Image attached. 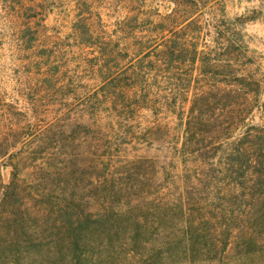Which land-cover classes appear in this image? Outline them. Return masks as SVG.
<instances>
[{
    "label": "rangeland",
    "instance_id": "obj_1",
    "mask_svg": "<svg viewBox=\"0 0 264 264\" xmlns=\"http://www.w3.org/2000/svg\"><path fill=\"white\" fill-rule=\"evenodd\" d=\"M1 2L0 264H264L258 239H216L224 189L213 176L195 175L198 163L174 160L168 176L155 177L136 161L114 178L104 176V141L87 116L89 92L100 79L88 49L70 45L77 0H39L41 34L33 50L18 41ZM88 4L86 16L104 29L129 16H142L140 27L149 29L169 1ZM242 16L256 20L242 23ZM205 17L246 47L264 81V0H218ZM54 42L61 44L57 55L41 65L42 50ZM250 127L252 134L264 129V91ZM149 135L159 142L135 145L170 162L178 137L172 142L164 130ZM145 199L161 206L150 212L139 203Z\"/></svg>",
    "mask_w": 264,
    "mask_h": 264
},
{
    "label": "trees",
    "instance_id": "obj_2",
    "mask_svg": "<svg viewBox=\"0 0 264 264\" xmlns=\"http://www.w3.org/2000/svg\"><path fill=\"white\" fill-rule=\"evenodd\" d=\"M1 1L5 15L12 16L10 28L16 29L18 41L33 50L41 34L37 19L42 4ZM168 1L161 20L150 22L149 29L140 27L142 16L117 20L104 29L97 18L86 16L89 0L75 5L70 45L88 49L90 67L100 79L89 92L92 105L87 116L104 141V176L114 178L136 161L155 177L168 176L174 160L198 163L193 173L213 176L218 189L226 191L218 196V242L240 238L243 243H264V129L254 127L252 134L250 127L251 114L262 106L259 68L251 67L254 60L243 44L206 19L205 9L218 0ZM57 46L61 44L54 42L51 50H42L41 65H51ZM148 117L155 121L146 123ZM155 130H164L172 142L178 137L170 162L139 147L159 142L149 135ZM135 147L139 151H131ZM139 203L150 212L161 206L156 199ZM106 204V210L111 208L110 200Z\"/></svg>",
    "mask_w": 264,
    "mask_h": 264
}]
</instances>
